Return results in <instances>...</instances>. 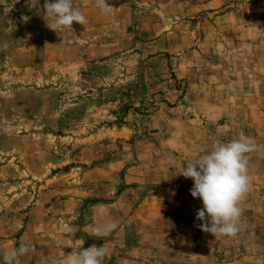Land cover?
Here are the masks:
<instances>
[{"label": "rangeland", "instance_id": "obj_1", "mask_svg": "<svg viewBox=\"0 0 264 264\" xmlns=\"http://www.w3.org/2000/svg\"><path fill=\"white\" fill-rule=\"evenodd\" d=\"M108 3L74 0L87 23L59 30L44 0H0V255L63 264L84 239L102 264H264V0ZM241 134L239 231L212 236L180 167Z\"/></svg>", "mask_w": 264, "mask_h": 264}, {"label": "clouds", "instance_id": "obj_2", "mask_svg": "<svg viewBox=\"0 0 264 264\" xmlns=\"http://www.w3.org/2000/svg\"><path fill=\"white\" fill-rule=\"evenodd\" d=\"M39 0H36L38 4ZM96 9L107 14L110 9L108 0H93ZM42 19L48 23L49 29L73 30L72 25L87 23L86 15L74 5V0H44L41 11ZM3 48L8 45L4 44ZM259 145L241 134L227 143H216L213 149L189 161L180 167V176L191 179L193 186L190 195L201 202L202 207L196 212V219L202 223V232L212 236H235L239 231L238 221L242 214L240 201L248 191V154L256 152ZM117 220L96 218L91 233L97 238L107 237L118 228ZM69 238L75 235L69 227ZM84 239L72 247L71 254L65 255L63 264H102L108 255L107 249L101 245H92L86 249L82 246ZM35 251L32 243H15L0 255V264H19L20 258ZM40 264H60L55 257L40 253Z\"/></svg>", "mask_w": 264, "mask_h": 264}, {"label": "crops", "instance_id": "obj_3", "mask_svg": "<svg viewBox=\"0 0 264 264\" xmlns=\"http://www.w3.org/2000/svg\"><path fill=\"white\" fill-rule=\"evenodd\" d=\"M250 166V165H249Z\"/></svg>", "mask_w": 264, "mask_h": 264}]
</instances>
